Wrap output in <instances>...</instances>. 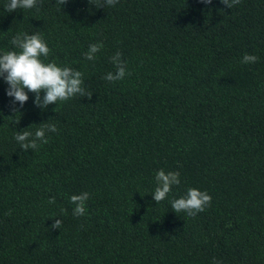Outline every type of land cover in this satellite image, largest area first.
Masks as SVG:
<instances>
[{"label": "trees", "instance_id": "trees-1", "mask_svg": "<svg viewBox=\"0 0 264 264\" xmlns=\"http://www.w3.org/2000/svg\"><path fill=\"white\" fill-rule=\"evenodd\" d=\"M8 2L0 54L40 34L46 62L81 71L92 97L42 111L28 93L20 108L0 78V264H264V0ZM117 52L130 75L109 82ZM42 123L58 131L22 150L15 134ZM161 169L181 183L156 204ZM189 188L212 197L194 218L170 203ZM84 192L77 217L70 197Z\"/></svg>", "mask_w": 264, "mask_h": 264}, {"label": "clouds", "instance_id": "clouds-1", "mask_svg": "<svg viewBox=\"0 0 264 264\" xmlns=\"http://www.w3.org/2000/svg\"><path fill=\"white\" fill-rule=\"evenodd\" d=\"M68 0H57L58 5L63 6ZM200 3L210 5L213 0H199ZM241 0H220V3L231 9L238 5ZM119 0H98L97 7L115 6ZM7 12L12 13L17 9H38V0H9L5 5ZM11 44L19 51H7L0 54V78L8 85L7 96L13 98V105L19 104L23 108L28 101V93L35 96L34 105L45 110L49 105H58L67 102L71 98L79 95L92 97L91 92H86L83 87V73L70 67L58 66L55 61L46 62L51 54V49L40 34L28 35L27 33H17L11 40ZM103 48V43H93L89 45L88 51L84 53L85 59L95 61L97 53ZM258 61V57L245 54L241 63L252 64ZM111 62L116 67L115 74L109 72L104 79L109 82L122 80L127 73L125 64L121 61V54L117 52ZM43 93V96L41 94ZM56 109V108H55ZM54 109V111H55ZM18 110L14 109V112ZM55 125L42 123L34 133L24 130L17 132L14 139L19 143L24 151L36 150L41 144H47L49 139L46 133H56ZM179 172L165 173L163 169L155 175L156 187L153 198L156 204L165 201L172 191L173 186H179ZM89 193L84 192L70 197V203L75 205L73 213L75 216L86 214V202ZM212 197L207 192H202L196 188H189L184 196L171 200V208L175 213H186L189 217H195L202 213L211 205ZM49 204H54L55 199H50ZM11 215V212L7 213ZM62 221L56 219L52 224V229H59ZM214 264L216 262L214 261Z\"/></svg>", "mask_w": 264, "mask_h": 264}]
</instances>
